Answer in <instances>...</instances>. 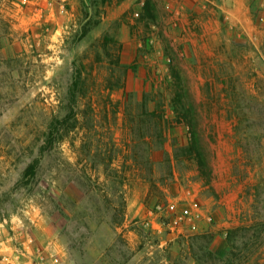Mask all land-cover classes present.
Segmentation results:
<instances>
[{
  "label": "rangeland",
  "instance_id": "1",
  "mask_svg": "<svg viewBox=\"0 0 264 264\" xmlns=\"http://www.w3.org/2000/svg\"><path fill=\"white\" fill-rule=\"evenodd\" d=\"M0 264H264V0H0Z\"/></svg>",
  "mask_w": 264,
  "mask_h": 264
},
{
  "label": "trees",
  "instance_id": "2",
  "mask_svg": "<svg viewBox=\"0 0 264 264\" xmlns=\"http://www.w3.org/2000/svg\"><path fill=\"white\" fill-rule=\"evenodd\" d=\"M54 127V126H53ZM52 126L50 127V129H49V136L47 137L48 138V140H47V147L45 148L44 147V150L43 151H45V149L46 150H48L49 148H51L54 144H55V142H56V140L53 138V135H54V128H53ZM56 130V129H55ZM57 132H58V129H57ZM196 142V141H195ZM193 151H195L196 152V156H197V158H198V163H199V166L201 167V168H203V167H205L206 166V164L204 163V161H203V155L198 151V149H197V144L196 143H194V147H193V150H192V152ZM39 164H40V161L38 160V161H35L33 164H31L29 167H28V169H27V171H26V177H32V176H35V174H36V170H37V168H38V166H39Z\"/></svg>",
  "mask_w": 264,
  "mask_h": 264
},
{
  "label": "built area",
  "instance_id": "3",
  "mask_svg": "<svg viewBox=\"0 0 264 264\" xmlns=\"http://www.w3.org/2000/svg\"><path fill=\"white\" fill-rule=\"evenodd\" d=\"M173 208H174V207H172V209H173ZM187 213H188V211L185 212V214H187Z\"/></svg>",
  "mask_w": 264,
  "mask_h": 264
}]
</instances>
